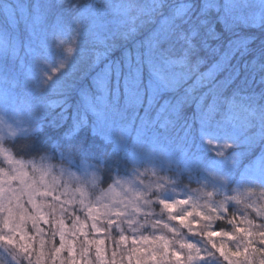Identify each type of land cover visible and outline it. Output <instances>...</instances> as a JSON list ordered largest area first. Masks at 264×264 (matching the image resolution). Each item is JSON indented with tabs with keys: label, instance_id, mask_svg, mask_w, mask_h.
<instances>
[{
	"label": "snow or ice",
	"instance_id": "6c2138e0",
	"mask_svg": "<svg viewBox=\"0 0 264 264\" xmlns=\"http://www.w3.org/2000/svg\"><path fill=\"white\" fill-rule=\"evenodd\" d=\"M20 7L0 0L6 22L0 24L5 57L0 83L7 117L0 119V165L8 166L9 177L4 179L6 169L0 166V264H33L37 241L35 264H45L41 223L50 226L49 243L59 236V246L48 250L51 264L65 248L68 264H81L77 241L86 264H92L87 257L93 244L97 264H123L125 258L128 264H264V88L247 98L255 104L241 105L243 118L238 119L232 114L235 95L218 94L216 79L205 85L193 109L190 92L181 91L187 73L177 71L198 69L201 52L219 51L209 40L226 41L231 49L233 39L217 29L223 24L231 31L230 22L242 19L230 16L231 11L251 5L234 0H125L120 6L113 0H32L26 15L21 9L23 37L15 32ZM257 7L264 21V0ZM143 31L152 38L147 43L137 39ZM237 51L246 55L247 43ZM9 57L26 65L25 80L17 77ZM252 63L260 73L253 82L264 85V40ZM220 70L228 71L227 64ZM231 82L226 77L223 86ZM19 90L30 98L27 120L16 114ZM50 96L57 100L47 103ZM125 120L127 129L140 121L131 151L123 129L115 135L110 131ZM178 122L184 133L180 159L155 148L157 135L150 142L141 138L149 127L166 132ZM249 131L259 137L258 167L248 159ZM101 185L108 187L91 199ZM117 188L118 198L104 202ZM66 220L71 221L67 235ZM87 228L111 237L108 259L104 241L90 239ZM182 230L190 234L187 239ZM129 240L131 246L124 247Z\"/></svg>",
	"mask_w": 264,
	"mask_h": 264
},
{
	"label": "trees",
	"instance_id": "16d2710c",
	"mask_svg": "<svg viewBox=\"0 0 264 264\" xmlns=\"http://www.w3.org/2000/svg\"><path fill=\"white\" fill-rule=\"evenodd\" d=\"M84 3L88 4H97L98 0H83ZM223 2V0H221ZM32 0H26L27 8H30ZM6 23L3 19V16H0V24ZM18 29L15 30L16 34L19 36H25L26 30L24 29V24L20 21L17 26ZM218 31L224 30L228 36H230L234 44L232 48L229 49L227 47L226 41H213L209 40V44L212 49L217 48L219 45V51H207L201 52L200 55L203 58V63L200 64L198 69L193 71H188L187 69H183L189 77L184 79L181 83V91L188 90L190 92V99L193 101L192 108H195L194 101L199 98L203 93L207 91L205 85L211 79H216L221 87L217 89L218 94H226L228 96L235 95V106L232 109V114L238 119L243 118V112L241 111V105L247 104H255L254 100L247 99L251 97L254 93L259 94L264 88V85H259L258 83L253 82V76H255V80L259 81L260 73H259V65H253L252 60L257 54V51L260 47L261 41L264 40V22L258 27H231V31H228L225 25H221ZM137 39L144 41L145 43L149 42L152 38L149 36L147 31H143L137 34ZM247 43L248 45V53L246 55H241L237 49H242L243 45ZM103 50L102 48L100 49ZM229 57L227 59L228 71L222 72L217 68L218 62H220L223 56ZM133 57L135 56V51L132 52ZM19 56L23 58L25 56V52L21 50L19 52ZM5 57L3 56L0 62H4ZM8 62L11 67L14 68L17 77L23 81L26 78V65H21L20 61L13 60L11 57L8 58ZM247 65V67H246ZM238 73V75H237ZM231 76L232 82L224 87L225 78ZM0 88L4 90V85L0 83ZM16 95L20 96V101L23 105L20 106V110L30 115L28 110V105L30 103V98L25 99L23 95V90H19ZM77 100L79 97L76 98ZM57 100L56 96H50L46 99L47 103H53ZM121 106L123 107L124 101L121 100ZM132 109L128 110V120L131 118ZM140 114L143 115V110H140ZM154 115V113H153ZM128 120L120 121L117 125L111 129L112 134H119L123 129L124 134L128 136V144L127 147L129 151L133 148V141H135L137 137V132L140 129V121L137 120L135 125H133L130 129H127L125 126L128 123ZM71 123V121H69ZM67 128V125L65 126ZM251 132V131H250ZM157 135L158 140L155 144V148L157 150H164L174 157L177 156L179 159L181 158V154L184 150V144L182 142V137L184 135L181 123H176L175 126H170L169 129L164 132L159 128H151L143 131L142 139L145 141H151L153 136ZM262 155L260 151L259 141L251 144V149L249 150L248 159L253 163L254 167L259 166V157ZM24 161H29L31 158H21ZM107 185H101V188H106ZM195 187V185H193ZM157 212L160 211L159 208L156 209ZM177 227V226H176ZM220 227H223L227 230H230L229 226L226 224H221ZM128 234V233H126ZM105 244L112 243V239L108 234H105ZM114 235V234H113ZM33 264L36 261V254L33 251L31 257ZM134 264V261H133Z\"/></svg>",
	"mask_w": 264,
	"mask_h": 264
},
{
	"label": "rangeland",
	"instance_id": "374dc122",
	"mask_svg": "<svg viewBox=\"0 0 264 264\" xmlns=\"http://www.w3.org/2000/svg\"><path fill=\"white\" fill-rule=\"evenodd\" d=\"M14 3L16 4H19L21 7L20 8H17V15L18 16H21V22L24 24V29L26 30V26H25V22L22 18V11L21 9H23V15H26L27 14V5H26V0H13ZM102 0H98L97 3H101ZM173 3H176L177 0H172ZM234 2L236 4H248V5H251V7H247V8H241V7H238V8H235L231 11V13L229 14L230 16L232 17H242V19L236 21L235 23H231L229 24V27L231 28L232 26L233 27H258L259 25H261L264 21H262L260 19V9L259 7H257V5L259 4V0H234ZM125 3V0H113V4L115 6H120V5H123ZM223 3V2H222ZM119 15V9L118 8H114L113 10V16L114 17H118ZM18 27L15 28V30H17ZM226 56H223L220 60V63L219 65L217 64V68H221L225 65V63L227 62V59L225 58ZM3 58V55L0 54V61L2 60ZM177 71H183V70H180V69H177ZM27 73V69L25 71ZM189 75L187 74L185 76L184 79L188 78ZM3 92L4 90L0 88V119H5L7 118L5 116V107H4V103H3ZM23 105V103L20 101L19 104L16 105V114L17 116L22 119V120H27L28 119V114L21 111L20 110V106ZM9 115H11V113H9ZM247 135H249L250 137H252V132H247L246 133ZM259 141V137H252L251 139V144H254L256 142ZM176 159H179L177 156H175ZM3 161V156L0 155V162ZM25 163H31V160L29 161H24ZM37 164H39V161L37 160L36 161ZM0 166H3L5 167L6 169V173H5V176H4V179L5 180H8V173H7V168L8 166L6 164H3V165H0ZM13 167H19V165H13ZM26 171L29 172V176L31 177L33 174L31 172V168H26L25 169ZM37 175V178H38V174ZM50 179V177H49ZM65 181L67 180V178H63ZM12 187L14 188H18L19 187V183L18 181H12ZM108 187V186H107ZM106 187V188H107ZM105 189V188H100L98 190L95 191L94 194H91L90 195V198L91 199H95V197L97 196H101L102 195V190ZM90 193H91V190H89ZM120 193V189H115L114 191H110L107 193V198H105L104 202H108V198H111V197H117L118 198V195ZM23 199L26 200V197H24ZM37 199H40L39 197ZM27 207V205H26ZM81 218L83 219V215H81ZM165 222H167V217L165 216ZM66 223V235L68 233V228H70L71 226V221L70 220H66L65 221ZM90 223V222H89ZM174 223V222H173ZM177 227H179V225H175ZM40 227H42L44 230H45V233H44V238H45V257H44V260H45V264H51V260L48 259V256H49V249L52 247V244H55V246H59V236L57 235L55 237V240L52 241V243H49L48 241L50 240V234H49V228L50 226L49 225H45L43 223L40 224ZM27 231L29 232V234L31 235L33 233V229L31 228V224L29 222V225H28V228H27ZM86 231L89 232V238L92 239V240H103L104 241V244L101 246L103 249H104V252H105V259H108L111 255V250L113 248V243L109 242V244H105V235L103 232H99V233H93L91 231L90 228H87ZM166 231V230H165ZM182 231H185V236L184 238L187 239L188 236L190 234L186 233V230H182ZM129 235H131L130 233H128ZM144 234H148V233H144ZM168 235H171L170 233H167ZM80 239L82 240L83 237H80ZM131 246V240H129L125 245L124 247H129ZM231 246V245H229ZM75 248H76V252H75V256H76V259L78 260H81V264H86V260H83L81 259L80 257V244H79V241H77L76 245H75ZM39 250V244H38V241L34 244V249L33 251L35 252V254L37 255V252ZM3 256V253L0 252V258H2ZM260 257L259 255L256 256V260L257 262L259 261ZM63 260L64 261V264H68V260H69V256H68V252H67V248H65V250H63L60 254V256L57 258V261H56V264H60V261ZM87 260H91L92 261V264H97L96 262V259H95V245H90V250H89V256L87 257ZM6 264V262H5ZM123 264H128V261L127 259L125 258L124 259V262ZM135 264V262H134Z\"/></svg>",
	"mask_w": 264,
	"mask_h": 264
}]
</instances>
